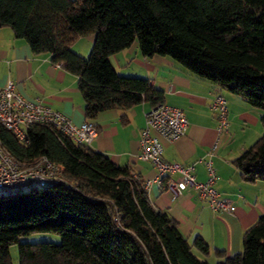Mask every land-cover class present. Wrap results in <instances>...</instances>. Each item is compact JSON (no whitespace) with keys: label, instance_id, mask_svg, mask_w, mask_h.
<instances>
[{"label":"trees","instance_id":"1","mask_svg":"<svg viewBox=\"0 0 264 264\" xmlns=\"http://www.w3.org/2000/svg\"><path fill=\"white\" fill-rule=\"evenodd\" d=\"M8 27L34 54L77 77L86 118L142 102L164 103L148 80L119 75L110 57L136 43L144 57H168L262 112V135L233 160L248 181L264 179V0H0ZM93 36L88 56L72 49ZM20 141L0 123V146L18 163L46 158L61 182L0 189V264H264V213L246 229L239 253L216 250L153 208L131 168L76 145L43 125ZM54 233L60 242H20Z\"/></svg>","mask_w":264,"mask_h":264},{"label":"crops","instance_id":"2","mask_svg":"<svg viewBox=\"0 0 264 264\" xmlns=\"http://www.w3.org/2000/svg\"><path fill=\"white\" fill-rule=\"evenodd\" d=\"M92 43V35L80 37L72 49L87 56ZM110 61L119 75L148 80L162 92L165 104L183 112L188 122L186 132L172 142L161 141L162 159L194 164L193 174L200 182L206 181L207 172L199 160L209 159L216 175L214 188L231 200L233 211L214 212L191 188L172 200L160 191L154 180L156 169L136 157L145 123L144 112L150 108L148 102L126 109L104 110L94 118H86L77 77L60 63H52L47 54L32 53L24 40L14 37L10 28L0 27V87L11 80L24 98L40 100L69 117L73 124L93 122L97 135L88 147L104 153L117 165L130 167L142 186L148 182L145 191L153 208L176 220L189 243L196 237L201 238L209 247L211 254L204 256L209 262L217 260L212 254L216 250L227 256L239 253L244 231L264 213V179H244L233 160L262 135V112L250 107L242 97L199 78L168 57L142 56L136 43L112 55ZM217 90L227 101L228 125L224 133L217 132L212 109Z\"/></svg>","mask_w":264,"mask_h":264},{"label":"built area","instance_id":"3","mask_svg":"<svg viewBox=\"0 0 264 264\" xmlns=\"http://www.w3.org/2000/svg\"><path fill=\"white\" fill-rule=\"evenodd\" d=\"M62 65V63H60ZM212 109L216 117L218 133L227 131V101L220 91H216L212 99ZM144 126L140 131V147L137 159L149 162L157 171L155 181L161 192L169 199L179 196L186 188L193 189L199 197L205 199L214 212H231L234 205L230 199L221 196L214 188L215 170L209 159H200L207 172L204 182L194 177V164L183 165L166 162L162 159L161 141L172 142L182 137L187 129V119L182 111L165 103H159L144 112ZM0 123L10 130L20 141H25V128L31 125L49 127L70 139L76 145L89 146L97 135L96 126L89 120L79 125L70 118L43 104L40 100H28L17 90L13 81L9 80L0 87ZM215 144L209 151V157ZM175 175V178L171 176ZM132 177L137 181L135 175ZM167 177V178H166ZM61 170L46 158H40L33 165L16 162L3 147L0 146V189H13L26 183L39 185L61 182ZM149 183L142 187L145 190Z\"/></svg>","mask_w":264,"mask_h":264},{"label":"rangeland","instance_id":"4","mask_svg":"<svg viewBox=\"0 0 264 264\" xmlns=\"http://www.w3.org/2000/svg\"><path fill=\"white\" fill-rule=\"evenodd\" d=\"M41 241L58 243L60 242V237L54 233H33V234L23 236L20 238V242L35 243V242H41ZM9 251H10L13 264H18L17 245H12L9 248ZM199 258L206 259V257H204L203 255H199Z\"/></svg>","mask_w":264,"mask_h":264}]
</instances>
